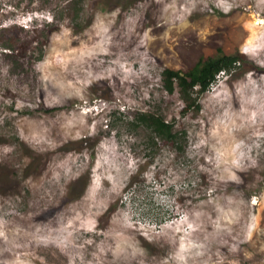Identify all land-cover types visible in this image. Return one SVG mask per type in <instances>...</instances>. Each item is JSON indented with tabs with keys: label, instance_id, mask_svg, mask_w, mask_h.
<instances>
[{
	"label": "rangeland",
	"instance_id": "374dc122",
	"mask_svg": "<svg viewBox=\"0 0 264 264\" xmlns=\"http://www.w3.org/2000/svg\"><path fill=\"white\" fill-rule=\"evenodd\" d=\"M259 20L264 0H0V264H264ZM218 52L240 63L205 93L164 90Z\"/></svg>",
	"mask_w": 264,
	"mask_h": 264
},
{
	"label": "trees",
	"instance_id": "16d2710c",
	"mask_svg": "<svg viewBox=\"0 0 264 264\" xmlns=\"http://www.w3.org/2000/svg\"><path fill=\"white\" fill-rule=\"evenodd\" d=\"M239 63L238 57L226 56L218 52L216 56L198 63L186 73L164 69L161 72L164 90L172 93L178 88L182 99L189 96L194 89L200 95L209 89L219 73H231ZM132 122L144 125L159 138L168 140L174 138L172 125L155 114L138 112Z\"/></svg>",
	"mask_w": 264,
	"mask_h": 264
},
{
	"label": "bare ground",
	"instance_id": "6f19581e",
	"mask_svg": "<svg viewBox=\"0 0 264 264\" xmlns=\"http://www.w3.org/2000/svg\"><path fill=\"white\" fill-rule=\"evenodd\" d=\"M255 25L262 26L264 25V21L259 20L258 22L255 23Z\"/></svg>",
	"mask_w": 264,
	"mask_h": 264
}]
</instances>
